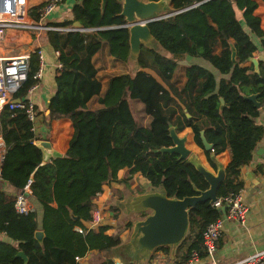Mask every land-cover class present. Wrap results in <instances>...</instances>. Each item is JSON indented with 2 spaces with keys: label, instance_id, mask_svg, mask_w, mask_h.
I'll return each instance as SVG.
<instances>
[{
  "label": "trees",
  "instance_id": "1",
  "mask_svg": "<svg viewBox=\"0 0 264 264\" xmlns=\"http://www.w3.org/2000/svg\"><path fill=\"white\" fill-rule=\"evenodd\" d=\"M43 4L28 10L33 20H39L38 9ZM170 6L177 11L175 14L148 23L163 51L142 47L141 69L134 75L110 76L104 90L94 55L103 45L117 61H127L129 53L128 28L119 15L121 4L107 0L101 9V0H81L72 5V18L46 21L50 26L68 28L77 20L83 28L45 32L62 64L46 118H69L73 135L65 155L42 163L33 122L25 112L8 107L0 111V136L5 145L1 180L17 192L30 181V199L43 210L44 232L39 242L35 237L36 209L28 214L17 213L14 195L0 186V232L15 242L0 240V264H24L16 256L18 250L27 255V264H78L77 259L89 250L106 251L121 245L119 232L108 234V225L92 229L89 221L94 198L103 193L107 183L117 181L122 169L126 170L121 179L126 186L131 185L134 175H139L149 186L162 187L168 197L195 195V187L206 189L207 182L188 160L178 159L174 152L159 151L172 144L170 125L177 132L191 127L199 147H203V130L212 144L205 154L214 169L217 166L210 154L229 152L218 198L242 189L240 169L250 161L264 133L263 126L255 122L259 108L244 97L257 94V101L264 106V60L257 58L258 72L249 61L259 49L264 50V5L258 9L259 15L261 11L263 14L262 23L255 14L256 0H170ZM232 47L236 52L234 61ZM185 57L201 58L227 77L217 78L205 66L192 63L184 67V82L178 85L174 77L178 62ZM37 68L38 53L34 51L27 77L13 94L15 98H25L37 82L33 78ZM220 98L225 104L222 110ZM132 99L142 103L149 117L147 125L135 118ZM113 208L118 211L115 205ZM219 217V208L208 200L190 209L189 229L177 246L176 264L187 261L193 251L200 258L206 256L202 234ZM127 225L131 227L132 223ZM169 248L160 246L155 251L168 252ZM100 264L115 263L107 259Z\"/></svg>",
  "mask_w": 264,
  "mask_h": 264
},
{
  "label": "crops",
  "instance_id": "2",
  "mask_svg": "<svg viewBox=\"0 0 264 264\" xmlns=\"http://www.w3.org/2000/svg\"><path fill=\"white\" fill-rule=\"evenodd\" d=\"M45 1L46 0H27V8L29 10L37 7ZM80 1L81 0H62L47 16L46 21L62 22L72 18L71 7L73 4ZM259 1L256 0L257 4H259ZM255 14L260 16L257 9L255 10ZM37 50H42L44 53V73L38 83V86L31 91L28 97L35 103L38 112L37 120L33 129L36 136L35 141H49L51 144V150L53 151V155H48L42 150V163H46L51 162L56 154H58L59 157L65 155L69 146V141L73 135V125L69 118L61 117L52 120H48L46 118V115L48 114L47 109L49 99L56 91L55 77L59 73L58 56L56 55V51L51 48L45 33L36 35L32 32L10 29L7 30L6 37L0 46V52L9 55L15 54L18 51H30L32 53ZM255 57L264 60V50L259 49V51L255 53ZM184 60L188 61L183 62ZM93 62L98 69L97 77L101 81L102 90L105 89L107 80L112 75L121 73L134 75L128 60L125 62L115 60L108 54L106 45H103L102 49L94 55ZM191 62L205 66L217 75V78L227 77L219 74V72L209 62L195 57H185L180 60L178 62V70L180 71L181 68L183 70L184 67L192 64ZM157 78L161 81L158 76ZM183 82L184 77L182 81L180 80V85H182ZM95 105H97V103L93 102V106ZM147 119L149 120L148 116ZM255 122L258 125H262L264 128V106L262 105L259 108V115L255 118ZM182 131V133L181 131L178 132V135H186V146L198 156L206 167L212 169L207 160L205 151L194 141V134L191 127H185ZM259 148L264 149V133L253 150L250 161L241 167L239 174V179L242 182L243 197L250 209L247 219L241 223L236 220L228 219L225 216L223 230L220 237L216 241V252L213 255V258L203 257L192 264H244L241 262L247 255L256 251L264 250V150L258 152ZM4 151L5 145L3 142V145L0 146V174ZM214 159L215 162L221 164L225 168L229 162V152L224 150L223 152L214 155ZM125 176L126 170H120L118 172L117 181L112 180L107 183L104 186L103 193L95 197L93 200L94 205H100L103 210V216L105 215L104 223L105 225L110 226L107 230L108 234L116 232L117 229V226L114 225L115 218H110L109 216L111 215L110 209L114 205L113 200L116 199L115 196L119 195V200L117 199V201H115L118 205L115 206L122 210V208H120V204L127 199L130 194L124 192L126 183L121 179ZM138 182L146 184L147 189L132 195L143 193L150 187L144 178L139 175H134L131 179L130 188H133ZM0 186H2V188L9 195L13 196L17 193L13 186L1 180V176ZM30 198L31 195L29 196V200L33 209L35 208L37 211L38 230H42L43 210L38 202H33ZM134 215L136 216L137 213H134ZM139 218L140 217L131 219V223ZM126 223L128 224V221H126ZM96 228L97 227H94L92 229ZM131 229L132 226L129 227L127 225L122 230L118 231L121 243H125L128 240ZM0 240L15 244L14 241L1 232ZM178 253L177 247H170L168 252H164L163 250L156 251L150 259L153 260L155 264H176L179 258ZM107 259H112L114 263L116 259H120L117 247L106 251L89 250L84 256L78 258L77 262L78 264H100ZM150 259L137 260L131 263L127 262L125 259L120 260H122L121 264H151ZM185 262L182 264H185Z\"/></svg>",
  "mask_w": 264,
  "mask_h": 264
},
{
  "label": "water",
  "instance_id": "3",
  "mask_svg": "<svg viewBox=\"0 0 264 264\" xmlns=\"http://www.w3.org/2000/svg\"><path fill=\"white\" fill-rule=\"evenodd\" d=\"M121 4L120 16L124 17L125 27L128 28L129 53L128 62L135 74L140 70L139 55L142 47L162 52L163 48L152 35L148 23L154 20L162 19L177 11L170 6V0H116ZM107 0H101V9L106 5ZM73 26L83 29L79 21H74ZM85 30V29H84ZM235 49L232 47L231 59L235 60ZM249 61L254 65V71L258 72V61L255 56L250 57ZM251 100L257 108L261 103L257 101V94L244 95ZM15 98L14 102H19ZM220 110L225 106L223 98H220ZM49 109H47V113ZM169 136L172 144L160 147L161 152H174L178 159L188 160L195 169L203 176L208 187L201 190L197 187L194 190L195 195L185 196L183 198L168 197L162 187H152L143 193L131 195L125 199L120 208L133 213H146L145 216L135 220L132 223V229L128 240L117 247L120 259H125L131 263L137 260L150 259L160 246L177 247L186 236L189 229V212L197 203L208 200L211 204L218 199L217 190L225 179V168L215 162L214 154L210 157L217 168L206 167L198 156L186 146V135H178L174 125L169 126ZM201 147L204 151H210L212 144L204 137L203 130L200 131ZM35 144L48 155H53L51 144L47 140L35 141ZM264 149L259 148L258 152ZM59 157L58 154L54 158ZM255 182V180H254ZM225 206L219 208L221 218H225ZM44 232L37 230L35 237L42 242ZM16 256L22 258L24 264H27L28 257L23 250H18ZM120 259H116V264H121ZM151 264H155L150 259Z\"/></svg>",
  "mask_w": 264,
  "mask_h": 264
},
{
  "label": "built area",
  "instance_id": "4",
  "mask_svg": "<svg viewBox=\"0 0 264 264\" xmlns=\"http://www.w3.org/2000/svg\"><path fill=\"white\" fill-rule=\"evenodd\" d=\"M62 0H46L38 9L39 20L35 21L29 16L27 8V0H0V46L6 37L7 30L27 31L36 35L45 33L49 30H78L76 27L60 28L46 24L47 16L55 9L57 4ZM38 53V68L35 71L33 78L36 83L29 88L25 98H20L19 102H14L13 94L21 86L26 79L29 71L30 51H21L9 55L0 52V111L4 107L9 109L23 110L27 118L33 122V127L37 120L38 112L35 103L28 97L41 80L44 73V53L42 50H37ZM56 55L59 52L56 51ZM58 70L62 64L58 62ZM3 142L0 137V146ZM31 195L30 181L14 195L13 207L17 213L28 214L33 211L32 204L29 200ZM213 205L217 208L225 206L226 218L243 223L249 215V205L246 203L242 189L237 192H230L223 198H218ZM103 210L100 205H94L92 217L89 221V227H99L105 225ZM225 218H217L209 223L202 234V244L206 252L205 257L213 258L216 252V241L220 237L223 230V222ZM200 259L198 253L193 251L190 258L185 264H192ZM241 263L244 264H264V250L256 251L247 255Z\"/></svg>",
  "mask_w": 264,
  "mask_h": 264
},
{
  "label": "rangeland",
  "instance_id": "5",
  "mask_svg": "<svg viewBox=\"0 0 264 264\" xmlns=\"http://www.w3.org/2000/svg\"><path fill=\"white\" fill-rule=\"evenodd\" d=\"M261 5H264V4L261 1H259V4L257 6V12L259 11L258 9L260 8ZM260 11H261V9H260ZM237 15L240 17V15H241L240 12H238ZM260 15L261 16L263 15L262 11H261ZM261 16H260V19H261V23H262V17ZM186 61H188V60H184L183 62H186ZM176 77L178 78V80H175ZM176 77H174V81L176 82V84L180 85V80L182 81V79H183V70H182V68L180 69V71L178 70L176 72ZM130 104H131L132 111H133L136 119L138 120V122L140 124H148L149 120L147 119V115L143 111L142 103L140 101H138V100H133L132 99V100H130ZM182 132L183 131H181V133ZM124 189H125L124 192L127 193V194L130 193L129 196H131L132 194H135L137 192L146 190L147 188H146V184H144L143 182H138L137 185H135L133 188H130V185H128V186H125ZM118 196L119 195L115 196L116 199L113 200L114 201V205H118V203L115 202V201H117V199L119 200ZM110 212H111V215H109L110 218H115V222H114L115 224L114 225L117 226V229H116L117 232L119 230H122L125 226H127L126 221H128V223H131V219H133V218H137V217L142 218L141 217L142 216L141 213L137 214L135 216L133 212H127V210H125L123 208H122V210H120L118 208V211H117L115 208H113V206L111 207ZM104 217H105V215H104Z\"/></svg>",
  "mask_w": 264,
  "mask_h": 264
}]
</instances>
